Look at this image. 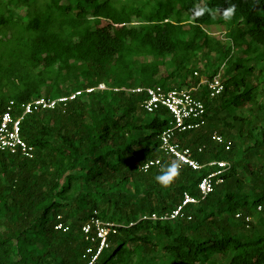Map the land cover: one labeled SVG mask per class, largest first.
<instances>
[{"label": "trees", "instance_id": "16d2710c", "mask_svg": "<svg viewBox=\"0 0 264 264\" xmlns=\"http://www.w3.org/2000/svg\"><path fill=\"white\" fill-rule=\"evenodd\" d=\"M169 55L174 69L162 72ZM205 57L224 69L225 90L203 92L206 124L178 136L201 168L181 165L162 186L156 175L177 163L160 148L172 116L148 114L144 93L114 89L197 86L211 77L199 69ZM137 58L150 60L135 75ZM63 73L78 74L73 91L59 90ZM256 78L264 85V0H0V115L11 102L21 117L35 99L109 88L25 115L32 159L0 152V264H86L100 245L96 220L116 233L95 264H264V235L250 231L264 209ZM221 161L223 182L203 197L199 184ZM186 194L200 203L161 220Z\"/></svg>", "mask_w": 264, "mask_h": 264}, {"label": "built area", "instance_id": "2783aa9c", "mask_svg": "<svg viewBox=\"0 0 264 264\" xmlns=\"http://www.w3.org/2000/svg\"><path fill=\"white\" fill-rule=\"evenodd\" d=\"M195 76H200L198 72ZM95 90H109L106 84H100L97 88H87L85 91H77L66 96H59L55 99L47 100L45 98L35 99L23 107L24 113L21 117H15L13 114L14 103L11 102L4 113L0 115V152H8L10 154H21L24 157L32 159L34 156V148L30 146L21 135V123L25 115L32 114L38 109H54L56 106L67 103L81 96L83 93H92ZM116 91L123 90L128 93L145 94L142 107L150 114L154 115L162 108L168 109L172 120L170 121L169 128L164 131L160 137V148L163 152L167 153L174 160L177 161L179 166L188 165L193 169H199L201 166L192 158L191 149L184 147L178 136L181 133L195 131L202 128L207 121V104L202 98L203 92H207L209 98H216L221 95L225 90V83L223 74L215 73L211 77L201 76V80L197 86L184 89H172L166 91L162 86L152 87H137L135 89H114ZM200 93V96L197 94ZM213 139L218 143H223L224 138L217 132L214 134ZM154 164H159V161H151L146 164L145 169H148ZM211 165H217V169L211 176L206 177L199 184V189L203 197L208 196L214 191V185L222 183V179L219 176L226 171L228 163L225 161L215 162ZM200 200L192 197L188 194L185 195L182 205L171 215L160 217L161 220H174L176 219L184 207L188 205L197 206ZM259 211L262 210V206L258 207ZM158 216L153 215V220H157ZM247 221H251L247 218ZM96 226L98 233V239L100 245L95 251L92 247L87 250V254L83 257L87 259L90 256V260L85 262L86 264H95L101 255V253L108 249V235L110 233H116L115 229L111 226L103 225L99 220L93 222ZM58 229L64 228L60 224ZM67 230V228L65 229ZM85 234H89L91 226L87 225L83 228Z\"/></svg>", "mask_w": 264, "mask_h": 264}, {"label": "rangeland", "instance_id": "374dc122", "mask_svg": "<svg viewBox=\"0 0 264 264\" xmlns=\"http://www.w3.org/2000/svg\"><path fill=\"white\" fill-rule=\"evenodd\" d=\"M221 29V30H220ZM220 30V31H218ZM223 30L222 27L217 28L215 31L217 32H221ZM235 55H238V52H235ZM149 58H137L135 59V61L133 62V68L135 71V75H138L140 68L142 66V64L145 61H149ZM170 60H171V56L169 55L167 57L166 60V65L164 67L161 68L162 72L165 71H172L174 69V67L170 64ZM199 69L203 72H205L208 75H213L214 73H221L224 75L225 71L224 69H222L221 67H219V65L215 62L214 59H209V58H203L202 63L199 66ZM233 69V68H232ZM66 74L63 73V78L59 84V90L60 91H73V86H74V79L78 76V74H72L70 77L65 76ZM205 76V75H204ZM257 79V78H256ZM259 83L258 79L255 80V82H253V84ZM111 85H113V83H110ZM259 87L260 89H264V85L260 82L259 83ZM259 101L264 103V93L262 92L261 95L259 96ZM227 115V112H223L220 114V117H224ZM256 161V158L253 160V162ZM251 193V192H249ZM250 204H252V201L250 200ZM264 206V204H263ZM252 229L250 230L253 233V237H259V235L263 234L264 235V209L261 211H254L253 215H252ZM249 230L245 231V233L247 234ZM213 259L218 262V264H228L229 260L224 259L218 255H214Z\"/></svg>", "mask_w": 264, "mask_h": 264}, {"label": "clouds", "instance_id": "9594fccd", "mask_svg": "<svg viewBox=\"0 0 264 264\" xmlns=\"http://www.w3.org/2000/svg\"><path fill=\"white\" fill-rule=\"evenodd\" d=\"M179 172V164L173 162L169 164L166 168L162 169L158 175H156L155 180L162 186L170 184Z\"/></svg>", "mask_w": 264, "mask_h": 264}]
</instances>
